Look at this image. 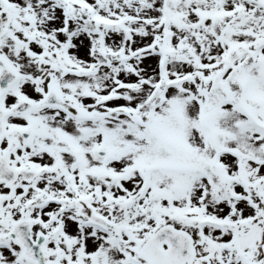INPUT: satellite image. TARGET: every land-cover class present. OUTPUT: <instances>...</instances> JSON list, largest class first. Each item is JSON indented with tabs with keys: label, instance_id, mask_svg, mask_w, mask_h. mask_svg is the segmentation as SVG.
<instances>
[{
	"label": "snow or ice",
	"instance_id": "snow-or-ice-1",
	"mask_svg": "<svg viewBox=\"0 0 264 264\" xmlns=\"http://www.w3.org/2000/svg\"><path fill=\"white\" fill-rule=\"evenodd\" d=\"M0 264H264V0H0Z\"/></svg>",
	"mask_w": 264,
	"mask_h": 264
}]
</instances>
